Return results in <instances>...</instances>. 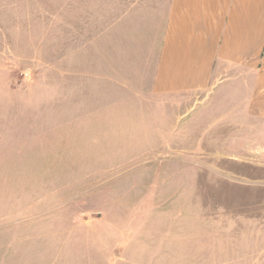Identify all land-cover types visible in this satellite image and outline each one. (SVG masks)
<instances>
[{"label":"rangeland","instance_id":"rangeland-1","mask_svg":"<svg viewBox=\"0 0 264 264\" xmlns=\"http://www.w3.org/2000/svg\"><path fill=\"white\" fill-rule=\"evenodd\" d=\"M135 2L0 0V264H264V126L151 92Z\"/></svg>","mask_w":264,"mask_h":264},{"label":"crops","instance_id":"crops-1","mask_svg":"<svg viewBox=\"0 0 264 264\" xmlns=\"http://www.w3.org/2000/svg\"><path fill=\"white\" fill-rule=\"evenodd\" d=\"M166 17L151 92L204 95L264 126V0H139ZM231 117V116H230Z\"/></svg>","mask_w":264,"mask_h":264}]
</instances>
